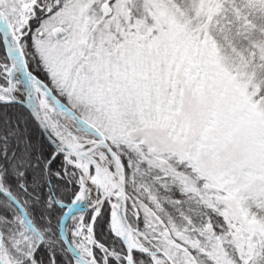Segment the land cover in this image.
Segmentation results:
<instances>
[{
	"label": "snow or ice",
	"instance_id": "snow-or-ice-1",
	"mask_svg": "<svg viewBox=\"0 0 264 264\" xmlns=\"http://www.w3.org/2000/svg\"><path fill=\"white\" fill-rule=\"evenodd\" d=\"M0 264H264V0H0Z\"/></svg>",
	"mask_w": 264,
	"mask_h": 264
}]
</instances>
